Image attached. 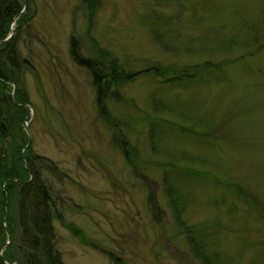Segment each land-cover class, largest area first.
Here are the masks:
<instances>
[{
	"label": "rangeland",
	"instance_id": "374dc122",
	"mask_svg": "<svg viewBox=\"0 0 264 264\" xmlns=\"http://www.w3.org/2000/svg\"><path fill=\"white\" fill-rule=\"evenodd\" d=\"M18 1L8 38L17 36L27 65L6 93L24 100L14 132L20 155L58 167L43 175L64 221L81 230L55 223L64 264H113L100 249L126 264H206L176 228L164 171L187 196L182 220L197 227L192 235L216 264H264V0ZM74 58L93 68L113 59L139 75L114 86L101 77L98 106L92 69ZM153 67L194 77L145 72ZM184 168L241 185L249 204ZM14 203L2 219L6 243Z\"/></svg>",
	"mask_w": 264,
	"mask_h": 264
},
{
	"label": "trees",
	"instance_id": "16d2710c",
	"mask_svg": "<svg viewBox=\"0 0 264 264\" xmlns=\"http://www.w3.org/2000/svg\"><path fill=\"white\" fill-rule=\"evenodd\" d=\"M23 6H21L18 0H0V234H2V236L4 235V240H2L0 244L1 247L3 246L5 249L3 252V260L7 264H64L61 252L57 249L58 239L56 236L55 223H61L66 228L70 227L69 229L76 232H79L80 229H76L64 221L63 213L60 211L58 205L59 197L55 195L51 184L43 175V171L47 168L54 173L58 172L60 174L58 167L52 161L44 157H31L30 154L27 159H24V156L20 155V147H18L19 144L17 143L19 139L14 132L16 127L20 124L19 120L22 118L21 105L24 104V100L20 98L17 100L18 102H16V100H12L6 93L7 87L5 84L8 82L16 83L17 79L19 80L21 78L19 75L23 72L24 68L22 66L27 65L25 61L21 60L18 54L16 44L18 41L17 36H10L8 38L10 24L13 19L22 12ZM20 23L21 21L19 20V24ZM97 53H101L104 60L108 58L106 51L100 49ZM74 59L79 65L92 69L94 76L93 85L97 89L98 106L102 103V92L104 91L100 82L101 77L107 83L114 86L120 82L132 81L135 76L139 75L138 72L130 73L125 71L113 59L109 61L108 65L104 63L103 68L97 67V65L93 68L88 60L82 58ZM97 71L101 72V74ZM166 71L169 70L153 67L152 69H147L145 72H151L156 76H163L166 74ZM169 72H172L170 74L171 77L168 78V80L171 81L194 77L193 73L184 71ZM99 109H102L100 111L101 113L105 112L103 106ZM151 139L155 142L156 136H153ZM4 140L9 141V143L5 144V142H3ZM113 140L114 147L122 148L124 157L130 159V151L124 146L126 143L125 137L123 135L122 137L120 135L118 137L115 134ZM153 140L151 144H154ZM156 140H159V138ZM28 148L29 146L27 149ZM135 169L138 177L142 181H146L149 178L145 168L136 165ZM185 170H187V178H199L203 175L205 183L209 176L212 179L209 184L213 189L232 191L233 196L237 198V200H244L243 202L249 204L248 193L247 191L245 192L241 185H236L225 179H219L209 171L200 170L199 172L194 168L190 169L191 171L189 169ZM166 175V171H164L165 194L167 195L166 199L169 206L172 207L176 228L179 229L182 235H187L185 239H187L191 252L195 258L206 264H216V258H211L213 257L212 255L209 256L207 251H203L205 247L202 242L196 240L192 235L193 230L197 227H190L182 220L181 215L184 213L188 204L187 196L185 194L184 196L181 195L179 187H175ZM2 183L5 184L2 185ZM143 190L146 193L147 202L150 203L152 200L153 203H155L152 187L148 185L146 188H143ZM12 200L15 201L13 208L16 214L13 219L7 220L9 221V226L12 228H8L11 238L9 240L7 239L6 243L2 219L4 214H6L7 206L12 203ZM222 201H224V199ZM232 209H235L234 204L230 211H232ZM155 214L156 216L158 215L156 212ZM13 223L17 226L16 231L13 227ZM201 232L204 233L203 236L205 237V231ZM239 233L240 231H238V234ZM82 234L84 233L82 232ZM176 234L178 235L179 233ZM78 237H81V240L85 238L83 235ZM100 252L111 259L113 264H126L121 261L119 257L114 256L111 251L100 249ZM0 264H4L1 259Z\"/></svg>",
	"mask_w": 264,
	"mask_h": 264
},
{
	"label": "water",
	"instance_id": "95a60500",
	"mask_svg": "<svg viewBox=\"0 0 264 264\" xmlns=\"http://www.w3.org/2000/svg\"><path fill=\"white\" fill-rule=\"evenodd\" d=\"M1 43V42H0ZM23 106V105H22ZM1 258V261H3L4 262V260H3V258L2 257H0ZM5 263V262H4ZM6 264V263H5Z\"/></svg>",
	"mask_w": 264,
	"mask_h": 264
}]
</instances>
